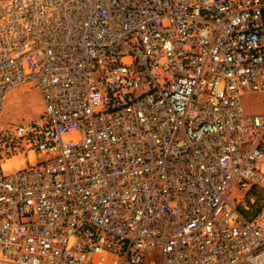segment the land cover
Returning <instances> with one entry per match:
<instances>
[{
  "label": "built area",
  "instance_id": "built-area-1",
  "mask_svg": "<svg viewBox=\"0 0 264 264\" xmlns=\"http://www.w3.org/2000/svg\"><path fill=\"white\" fill-rule=\"evenodd\" d=\"M256 93L264 0H0V264H264Z\"/></svg>",
  "mask_w": 264,
  "mask_h": 264
},
{
  "label": "rangeland",
  "instance_id": "rangeland-1",
  "mask_svg": "<svg viewBox=\"0 0 264 264\" xmlns=\"http://www.w3.org/2000/svg\"><path fill=\"white\" fill-rule=\"evenodd\" d=\"M243 111L247 114L264 113V93L244 95L240 98ZM39 94L35 90L14 89L8 93L6 105L3 111V124L8 122L25 123L30 122L38 117L41 111ZM255 195L264 199V195L256 188L248 193L245 204L252 210L245 211L243 205L238 210L245 218H252L257 211V205H252L248 198ZM156 264H160V254L158 250H153V254L148 257Z\"/></svg>",
  "mask_w": 264,
  "mask_h": 264
}]
</instances>
